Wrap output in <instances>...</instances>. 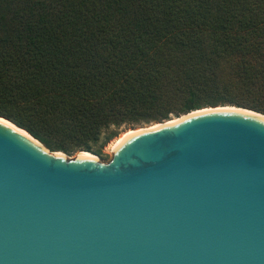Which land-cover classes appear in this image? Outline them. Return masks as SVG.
Wrapping results in <instances>:
<instances>
[{
  "label": "water",
  "instance_id": "water-1",
  "mask_svg": "<svg viewBox=\"0 0 264 264\" xmlns=\"http://www.w3.org/2000/svg\"><path fill=\"white\" fill-rule=\"evenodd\" d=\"M230 105L125 131L106 162L0 115V264H264V114Z\"/></svg>",
  "mask_w": 264,
  "mask_h": 264
},
{
  "label": "trees",
  "instance_id": "trees-1",
  "mask_svg": "<svg viewBox=\"0 0 264 264\" xmlns=\"http://www.w3.org/2000/svg\"><path fill=\"white\" fill-rule=\"evenodd\" d=\"M220 99L264 114V0H0V115L50 150Z\"/></svg>",
  "mask_w": 264,
  "mask_h": 264
},
{
  "label": "rangeland",
  "instance_id": "rangeland-1",
  "mask_svg": "<svg viewBox=\"0 0 264 264\" xmlns=\"http://www.w3.org/2000/svg\"><path fill=\"white\" fill-rule=\"evenodd\" d=\"M202 102H210L208 99H204V100H202ZM215 102V101H214ZM214 105H230V103L229 102H227L226 100H217L216 101V103L214 104ZM214 105H212V104H208V103H204V107H212V106H214ZM171 117H175V115H174V113H170V115H169V118H171ZM159 121H150V122H146V123H140V124H130V125H123V126H121L120 128H115V127H113V128H111L109 131L110 132H113L114 134H116V135H114L106 144H105V146H103V148H102V156H99L103 161H107V160H109L110 158H111V152H110V149H111V147H110V144L115 140V138L116 137H118V135L119 134H121V133H123L124 131H126L127 129H130V128H134V126H137V125H141V126H137L136 128H138V127H142V126H147V125H143V124H148V125H151V124H154V123H158ZM149 123H151V124H149ZM75 153H73V154H69V155H74Z\"/></svg>",
  "mask_w": 264,
  "mask_h": 264
},
{
  "label": "bare ground",
  "instance_id": "bare-ground-1",
  "mask_svg": "<svg viewBox=\"0 0 264 264\" xmlns=\"http://www.w3.org/2000/svg\"><path fill=\"white\" fill-rule=\"evenodd\" d=\"M229 106H232V105H229ZM216 107V106H215ZM215 107H209V108H215ZM201 108H205V107H201ZM201 108H198V109H201ZM198 109H193V110H191V111H195V110H198ZM190 111V112H191ZM181 115V114H180ZM166 121V120H165ZM10 122V121H9ZM11 123V122H10ZM143 127V126H142ZM139 128V127H138ZM132 129H136V127H132V128H130V129H127L126 131H128V130H132ZM23 130V129H22ZM25 131V130H24ZM26 132V131H25ZM125 132V131H124ZM27 133V132H26ZM117 138V137H116ZM116 138H115V140H116ZM114 140V141H115ZM114 141L110 144V147L112 146V144L114 143ZM87 152H90V153H92V154H94L93 152H91V151H87ZM97 158H99L101 161H103L97 154H94ZM103 162H105V161H103Z\"/></svg>",
  "mask_w": 264,
  "mask_h": 264
}]
</instances>
